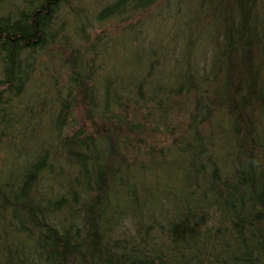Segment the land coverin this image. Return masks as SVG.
<instances>
[{
    "label": "trees",
    "instance_id": "16d2710c",
    "mask_svg": "<svg viewBox=\"0 0 264 264\" xmlns=\"http://www.w3.org/2000/svg\"><path fill=\"white\" fill-rule=\"evenodd\" d=\"M72 1L1 8L0 264H264V0Z\"/></svg>",
    "mask_w": 264,
    "mask_h": 264
},
{
    "label": "rangeland",
    "instance_id": "374dc122",
    "mask_svg": "<svg viewBox=\"0 0 264 264\" xmlns=\"http://www.w3.org/2000/svg\"><path fill=\"white\" fill-rule=\"evenodd\" d=\"M5 1L6 0H0V14L6 12L5 8L1 9ZM13 1L16 2L17 0H13ZM108 1H112V0H76V1H72L71 3H68V6H63V10H60V13L63 11L66 14L65 12L66 10H68L69 12V15H66L64 26H67L68 23L69 31H67L65 34H69V37L67 36L65 38H67L70 41V42L68 41V43L71 48H83L84 44H93V42L92 43L90 42L92 38L95 35L97 36L103 34V32H101V21L98 19V14L101 11V8ZM5 5L6 3L4 4V6ZM64 13H63V17H65ZM74 17H78L80 20L79 22L81 25V30H80L81 32L79 34H76V36H71V32L75 31L74 27H76L78 23V21ZM120 37L122 38L124 37V43H125L127 40L126 37L125 36H120ZM61 40L62 38H59L58 42L54 43L53 47L58 48ZM96 48H101V47L96 46ZM108 58L111 62L112 55H110ZM56 66L59 67V63Z\"/></svg>",
    "mask_w": 264,
    "mask_h": 264
}]
</instances>
